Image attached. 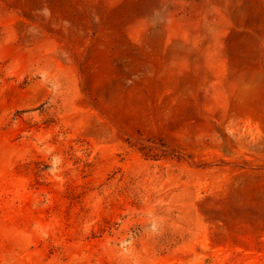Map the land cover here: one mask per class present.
<instances>
[{
	"label": "rangeland",
	"instance_id": "rangeland-1",
	"mask_svg": "<svg viewBox=\"0 0 264 264\" xmlns=\"http://www.w3.org/2000/svg\"><path fill=\"white\" fill-rule=\"evenodd\" d=\"M0 264H264V0H0Z\"/></svg>",
	"mask_w": 264,
	"mask_h": 264
}]
</instances>
